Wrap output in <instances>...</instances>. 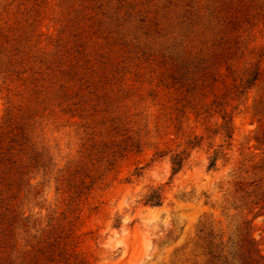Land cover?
Returning a JSON list of instances; mask_svg holds the SVG:
<instances>
[{"label": "rangeland", "instance_id": "1", "mask_svg": "<svg viewBox=\"0 0 264 264\" xmlns=\"http://www.w3.org/2000/svg\"><path fill=\"white\" fill-rule=\"evenodd\" d=\"M1 26L14 28L29 70L0 74V126L11 107L44 167L16 212L70 228L87 264H210V250L233 253L247 236L264 254V214L252 204L264 193V0H0ZM203 67L234 107V135L215 170L204 147L169 180L167 157L150 158L178 142L172 79ZM251 72L257 80L236 100ZM182 128L201 132L191 115ZM125 137L138 146L117 153ZM168 181L162 205L141 204ZM236 181H255V192L236 193Z\"/></svg>", "mask_w": 264, "mask_h": 264}, {"label": "trees", "instance_id": "2", "mask_svg": "<svg viewBox=\"0 0 264 264\" xmlns=\"http://www.w3.org/2000/svg\"><path fill=\"white\" fill-rule=\"evenodd\" d=\"M14 28L11 26L0 27V74L3 78L11 75L18 77L29 68L22 67L28 61L18 49L17 38L14 37ZM217 73V72H215ZM200 74V73H199ZM173 83L178 82L179 87L170 91L167 102H170L169 122L173 127V134L178 142L173 149H156L150 162L159 161L167 157L170 165V177L182 171L188 164L192 152L203 151L205 147L206 170H215L217 161L225 159V150L231 144L234 135V107L227 109L224 106V95L215 94L214 84L217 79L213 73L203 67L200 76L195 78L177 79L173 77ZM257 80V74L251 72L248 77L237 86L233 98L239 100ZM11 107L5 110L4 118L0 126V264H87L76 250V242L70 228L62 226L46 225L38 227L30 224L29 218L16 212L15 200L25 186H29L33 170L39 171L40 155L28 145V140L22 126L12 127L14 116ZM193 117L194 123L199 124V134L183 131V120ZM214 118L215 122L211 123ZM125 137L117 153L127 150L138 144L129 142ZM218 139L219 143L215 144ZM106 147V142L101 144ZM264 170V158L258 166ZM134 178L140 177V171L135 169L131 174ZM263 179H259L261 182ZM79 182V183H77ZM150 187L143 194L140 202L144 206H160L165 199V186ZM264 183V181H263ZM83 182L76 179L67 180L68 191L78 196V188ZM251 192H255V186ZM245 183H234L236 193H246ZM250 192V193H251ZM258 209L255 216L264 214V193L255 194L252 202ZM30 230H34L31 233ZM210 264H264V254L258 249L254 240L247 236L238 248L226 255L220 251L210 250Z\"/></svg>", "mask_w": 264, "mask_h": 264}]
</instances>
